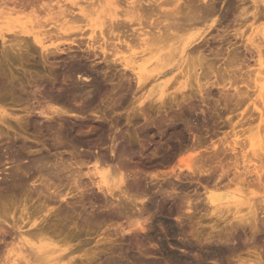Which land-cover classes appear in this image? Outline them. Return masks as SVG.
Instances as JSON below:
<instances>
[{
	"label": "rangeland",
	"instance_id": "1",
	"mask_svg": "<svg viewBox=\"0 0 264 264\" xmlns=\"http://www.w3.org/2000/svg\"><path fill=\"white\" fill-rule=\"evenodd\" d=\"M10 1L12 0H0L1 13L5 10V14L9 8L15 7ZM46 1L38 2V15H44L42 19L48 18V10L46 11L47 7L44 6L51 0L47 1L48 3ZM87 1L88 4H96L103 0ZM87 1L82 2V5H86ZM125 1L117 0L120 6H115L119 17L123 18L120 20H125L122 23L126 30L123 27L116 30L117 33L120 32L118 35L105 31L110 35L109 38L107 35L106 39L116 41L113 43L109 40V43L117 44L123 52L118 55L122 59L119 62L113 61L115 58L111 53L114 49H111L110 44L108 47L112 52L108 49L106 56L101 51H96L100 56H92L93 54L87 51L89 28H85L89 33L85 31L84 35L77 33L69 38L57 40V45L62 46V51L48 57V52L35 46L32 36L16 35L20 32L21 24L27 22L28 17H34L29 15L31 8H27L25 13L14 14L11 21L6 19L11 22L7 26L6 23H0L4 29L12 28V31L5 32L7 41H25L22 45L24 49L21 52L16 49L15 55H11L10 42L3 46L2 40L0 41V101L3 100L9 113L15 114L9 118L12 128L0 123V215L13 222L14 219L19 220L25 206L30 207V211L39 209L44 198L34 195L32 189L41 188L46 191L48 184L60 195L75 190L69 198L67 197L69 203L65 202L67 209L76 210L72 222L61 223L55 216L50 220V231L54 235L71 240V245H75L74 249L78 247L76 249L79 254L76 255L75 264H264V0H200L201 4L208 2L209 6L215 7L211 15L204 17L207 23L197 25L201 30L198 34L201 33L202 36L190 50L188 49V56L192 57L193 46H198L199 51H202L201 61H195L194 64L187 56V59L176 63L169 76L156 81L153 78L157 73L149 75L146 82L144 80L145 86L141 88L135 74L124 66L123 58L131 55L129 48L118 43L120 40L130 39L127 34L135 32L139 35L140 32L136 30L141 28L137 21V24L134 21L129 22L125 17L129 10L128 5L137 0ZM144 1L148 3L143 4ZM144 1L143 8L147 9L151 5L150 0ZM177 1L183 7L192 0ZM56 2L58 5V2L64 3V0H53L50 3L57 6ZM172 3L168 4V9L173 8L175 3ZM65 4L68 3L65 1ZM41 6L43 8H40ZM107 7L99 13L102 15L100 17L109 15L111 10H105ZM1 13L0 16H3ZM7 14L4 17H7ZM143 16L145 27H150L153 19L158 18L151 19L146 13H143ZM93 20L97 37L101 38L100 29L96 26L100 25L102 19L95 15ZM134 23V27H125ZM79 24L83 26L88 22L82 19ZM49 25L52 26L47 24L46 30L56 35L53 24ZM195 29L198 30V27ZM145 30L159 34V31L153 28ZM11 32L12 34H9ZM154 33L145 37L150 38L148 41L154 45L153 48L159 46V39L152 37ZM178 33L179 35H176V31H169L168 35L165 34L164 38H168L167 44L174 42L172 35L181 36L180 33L183 32ZM185 33L188 32H184L182 36ZM72 40L75 43L71 45ZM55 41L56 38L53 39V42ZM63 41L65 45L61 43ZM25 43L28 46H25ZM3 49L9 52L11 60L10 56L2 60L5 58L2 55ZM73 65L76 68L79 66L80 72L77 70L71 73L69 70ZM83 74L87 78L82 77ZM183 75L186 78L182 79ZM186 79L188 87L179 89ZM164 81L167 83V96H163V101L161 94L156 93L160 90L155 88ZM74 85L82 88L81 96L67 98L65 109L70 113L64 114L63 117L69 124H82V130L76 132V138L69 136L71 139L46 133L45 128L49 122L56 126L55 130L65 122H55L56 119H47L38 114V111L44 110L48 105L47 94L52 91L54 94L67 95ZM31 110L34 111L33 114L37 110L38 113L28 117ZM31 118L35 119L34 125L37 122V127H32L33 129L27 122ZM16 119L26 122L22 123L26 131L17 124ZM41 127L44 129L40 130L43 134L39 131ZM73 139L83 140L82 144H78L76 140L74 143ZM84 141L86 143H83ZM236 144L235 152L229 146ZM124 148L126 156H119ZM18 153L22 154V158L16 160L13 155ZM73 153L81 159L78 163H85L82 169L73 165ZM87 155L100 161L107 157L111 160L112 167L126 164L123 173L127 183L134 185L139 190L138 193H145L143 200L141 197L136 200L138 208L133 209L131 206L132 209L130 207L131 211L128 213L134 214L131 218L133 221L143 222L147 219L144 224L146 230H136V227L131 229L129 223L132 220H128L127 215L104 216L101 218L102 222L99 217H93L100 213L106 214L107 210L101 208L99 203L94 204L96 201L92 194L98 191L93 190L94 186H90L93 184L89 177H83L84 182H80V169L82 173H86L96 166L95 159L90 160ZM85 156L87 159L83 158ZM228 156L230 158L226 160ZM36 157L48 158L49 164H52L47 170L44 169L43 177L40 178L37 174L35 179H32L25 168L29 159ZM257 167L260 170L257 171ZM224 171L228 173L224 174ZM22 184L29 193L32 192V196L19 188ZM76 184L81 187V191L87 192L76 191ZM6 187L9 189L5 190ZM213 193L223 196V200L217 203L220 204L218 211L210 200ZM151 201L154 203L152 210L146 215H140L142 202L144 205ZM250 202L254 205L253 209L248 208ZM51 207H58V204L53 203ZM164 207L166 212L162 211ZM249 211H254L251 213L254 217L248 215ZM171 229L175 231L174 236L169 235ZM0 260V264H3L2 258Z\"/></svg>",
	"mask_w": 264,
	"mask_h": 264
},
{
	"label": "bare ground",
	"instance_id": "2",
	"mask_svg": "<svg viewBox=\"0 0 264 264\" xmlns=\"http://www.w3.org/2000/svg\"><path fill=\"white\" fill-rule=\"evenodd\" d=\"M39 1H40V3L41 2L43 3L46 0H39ZM39 1H36V0L35 1L34 0L33 1L32 0L31 1L30 0H23V1L22 0L21 1H19V0H12V1H10V2H13L12 4H14L15 7L12 6L14 8L11 7L12 8L11 11L9 10L11 8L8 9L7 7H5V8L8 9V11L5 13V14L8 13L7 14V17H4L5 10L3 8H1V9L4 10V12L3 13L0 12L1 14H3V16L2 15L0 16L1 17L0 19H2V17L4 19H2L3 22L0 21V23L2 25H5V23H6V26H7L8 23H11V22H8V21H11V18H12V16H14V14L16 15L19 12L20 13H25V11H26L27 8H31V11L29 10L30 11V14L29 15L32 14V15H34V17L32 15L31 16L33 18L30 17V19H29V17H28V21L21 24V26H20L21 27L20 32L18 34H16V35L18 36L19 34H23V35H27V36H30V37L32 36L33 39H34L33 42L35 43V46L38 47V48H40L42 51L48 52L49 53L48 57L54 56V55L57 54L56 52H61L62 51V49H61L62 46L57 45V42H58L57 40H59V39L61 40V39H64L66 37L69 38V36L71 37L72 35L77 34V33H79V35H81V34L84 35V32L86 31L85 28L86 29L89 28L90 29L89 30L90 34H89V39H88L89 40V43H88V50L87 51L90 54H93L92 56H98L99 55V54L96 53V51H101V53L106 56L109 53V50L111 51V49H114V52L111 53L112 56L115 58L113 61H115V62L122 61V59H120V57H118V55L121 54V52H122L121 49H120V47H118L117 44H113L116 41H113L110 38L109 40H111V42L113 41V43L110 44L109 43V40L106 39V37H107L108 34L114 35L115 33H117L116 30H120L122 27L124 28L123 23H122V21H123L122 19L123 18L121 16L119 17V13H118L117 7L115 6L116 4L119 3V2L117 3V0H115V1L114 0H103L101 2L99 1L100 3H98V2L96 3V4H98L97 6H96V4L94 2H93V4H90L89 3L90 4L89 5L87 0H85V1H87V3H85L87 6L86 5H82V2H85L84 0H64V3L58 2V5H57V2H56L55 5H57L58 7L51 5L50 2H53V0H51V1L47 0V1H49V3L46 1L48 4H47V6H44V8L47 7L46 11L48 10L47 15H46V17H48L47 19H44V18L42 19V17H44L43 13H42V15H43L42 17H40V15H38L39 14L38 12H40V9L38 8V5H39L38 2ZM65 1L69 5L68 4H65ZM143 1L144 0H137L136 2H131L128 5L129 6V10L127 9L128 11L125 14V17H127L128 20H130L129 22H131V21L136 22L137 21L138 24H137V22H136V24L141 26L140 30H136L137 28L135 29L136 31L140 32L139 35H136L135 32H133L131 35L125 33V34H127V36H129V38H130V39H128L129 41L128 40L127 41L126 40L125 41H122V40L118 41V43L123 44V45L125 44L127 46V48H129L128 50H129V52H130L131 55L129 57H124L123 58L124 66L126 68H128L129 70H131L135 74V76L137 78V81H138V84H139L138 85L139 88H141L142 86H145L144 83L146 82V79H148L149 75H153L154 73H157L155 75V77L153 78V80L155 79L156 81H158L160 78L169 76L172 73L173 69L175 68L176 63L179 60H181V59H187L188 54H190L188 52L190 50L189 48L194 43H196V41L199 40L201 38V36H202L201 33L198 34V32L201 31V30H199V26H197V25L198 24L199 25L200 24H202V25L206 24L207 23L206 22L207 19H204V17L205 16L207 17L208 15H211L214 12V8H215V7L214 8L211 7L212 5L209 6L208 2L207 3L205 2L204 4H201L200 0H198V1L195 0V1H197L196 3H195V1L193 2V0L192 1L189 0L190 2L187 5L183 6V7L180 5L181 3L179 4V2L177 0L176 1H171V0L170 1L169 0H167V1L166 0H150L149 1V4H151V5L149 6V4H147L149 7H147V9H144L143 8V4L148 3V2H145V1L143 2ZM151 1H153V3H150ZM204 1H206V0H204ZM204 1H202V2H204ZM7 2H6V4H7ZM142 2H143V4H142ZM171 2H173L172 5L174 3L175 4L173 5V8L168 9L169 7L167 8V6H169L168 4H171ZM120 4H121V2H120ZM147 5H145V6H147ZM106 6H108V7L105 8V10L106 9L108 10V8H109V11L111 10L110 11L111 14L108 11L109 15L108 16L106 15V17L108 19L104 15H103V17H100L102 15L99 14V13H101L104 10V7H106ZM110 6H111V8H110ZM1 7H2V5H1ZM40 8H43V7L41 6ZM76 9H77V11H76ZM123 11L124 10H122V12ZM106 12L107 11H105V14H106ZM143 13H146V16L148 15L149 17H151V19H152V17H155V18L158 17L157 20L153 19L154 21H157V23L155 22L156 23L155 24L154 21H153V24H154L153 27L151 26L153 24H150V23H149L150 24V27H145L144 21H143L145 17L143 16ZM95 15H99V19L100 18L102 19L100 25L96 26V28L99 27V29H100L99 36H101V38H98L97 37L98 36L97 35V30L94 28V26H93L94 24H92L94 22L93 17ZM81 18L83 19V21H86L87 20L88 24L81 26L79 24L80 23V20L82 21ZM120 18H122V19L120 20ZM209 20H211V19H209ZM12 21H13V19H12ZM129 22L126 21L127 24ZM148 22H150V21H148ZM148 22L146 21V23H148ZM47 24H48V26H52V25H49V24H53L54 31L56 30V32H54V33H57L56 35H53V32H51L49 30H46L47 29L46 28ZM134 25H135V23L132 24V25L131 24L130 25H126L125 27H127V26H129V27L133 26L134 27ZM195 27L196 28L198 27V30L195 29ZM146 28L156 29V30L159 31L158 32L159 34L157 33L158 35H156V33H154V32H151V31L148 32L146 30L144 31V29H146ZM5 29L2 26H0V41L2 40L3 43L2 42L1 43L3 44V46L10 42L9 46L11 48H9V49H11L14 52V53H12V51H10L11 52V55L12 54L15 55V53H16L17 50H18V52H21L24 49L22 45H23V43L25 41L24 40H18V39H14V40L7 41V39H6L7 36L5 35V32L12 31V28L11 27H8L6 29V31H5ZM124 29L126 30V28H124ZM15 31H13V32H15ZM105 31L108 32V34L105 33ZM169 31H176V35H179V33L177 34V32H183V33L184 32H188V33H185L184 36H182L183 33H180L181 36H176V35L173 36L171 34L172 35V39L174 40V42L172 43L171 42L172 39H171V40H169L171 42V44L170 43L167 44L168 38H164V36H165V34L168 35L169 34ZM89 32H87V33H89ZM153 33H154V36H152V37L153 38L154 37H157L159 39V42H158L159 46L156 45L157 47L155 46V48H153L154 45L152 46V43L150 41H148V40H150V38L149 39H145V37L147 35H151ZM9 34H12V32L9 33ZM13 34H15V33H13ZM118 34H120V32L117 33L116 35H118ZM109 36L110 35H108L107 38H109ZM119 36H121V35H119ZM15 38H16V36H15ZM54 38H56V41L55 42H53V39ZM153 38H152V40H155ZM165 40H167L166 43H165ZM26 43H25V46H28V45H26ZM48 43H49V45H48ZM61 43L63 44L64 41L61 42ZM74 43H75V41L72 40L70 44L72 45ZM108 44L111 45V49L108 47L109 46ZM63 45H65V44H63ZM51 47H55V49H53V48L51 49ZM136 48L140 49L141 51L139 52ZM199 50H200V48L198 49V46H195V47L193 46V50H192V55L193 56L192 57H189L188 56L189 57L188 59H190L194 64H195V61H197V62L198 61H201L200 60L201 59L200 57L202 55H200V54L202 53V51L200 52ZM25 51H27V49ZM123 51L125 52V50H123ZM8 53L9 52H6L5 50L3 51L2 55L5 58L2 59V60H5V59H7V57L10 56V54H8ZM16 55L18 56V54H16ZM195 55H197V56L195 57ZM17 56H15V59H17ZM48 57H46V58H48ZM10 58H11V56L9 57V59ZM48 60H49V58H48ZM0 63H2V61ZM77 67L79 68V66H77ZM78 68H76L73 65L72 66V69L69 70V71L71 73L73 71L77 72V70H79ZM79 72H80V70H79ZM187 73H188V70H187ZM226 73H228V70H227ZM184 74L186 75V72ZM4 75H5V73H4ZM186 76H184L183 78L181 77V78L184 79V78H186ZM82 77L87 78V76H85L84 74L82 75ZM144 80H145V82H144ZM165 81L162 82V83H159L158 82L159 84L155 88V89L158 88L157 90H160L159 92H156V93L157 94L159 93V95L161 94L160 97H162V98H163V96H164V98L167 96V95H165V94H167V92H166L167 89L165 90V86L167 85V83ZM187 81H188L187 79L184 80L181 83L179 89H186L188 87L187 85H189V83ZM4 82H5V80H4ZM76 85H74L72 87L71 91H69L67 95H64V94H54L51 91L49 94H47L48 97L46 96L48 98V100L46 101V103L48 104L47 107L44 110L42 109V111H38L37 110L39 113L36 111L39 115L41 114L40 116L44 115L47 119L48 118H53L54 120L56 119L55 122H58L57 120H61L63 122L65 121L63 123V125H61L59 128L57 127L56 130H55L56 126L53 123L50 124V122H49V125L46 126V128H45L46 129L45 130L46 133L52 134V135L54 134V136H66L67 138H70L71 136H74V137L77 136L76 132L78 130H80V129L82 130V127H83L82 124L76 123V122L69 124V121L67 123L66 119H64L65 117H63L64 114L70 113L68 110H66L67 108L65 107V105L67 104V98H71V97H73V98L76 97L77 98V96H79L80 93H81V89L82 88H80V86L75 87ZM8 89L6 88V90H8ZM152 90L153 89H151V91ZM236 91H238V90H236ZM154 95H156V94H154ZM157 96L158 95H156L155 97H157ZM164 98H163V101H164ZM4 106L5 105H4L3 100L0 101V123H2L4 125L12 128L10 126L11 119H9V118H12V116H14L15 114L12 115L11 113H9L8 110ZM33 112H34L33 110H31L30 112H28V115L30 113V115L28 117H31L32 115L35 116V113L36 112L34 114H33ZM22 119H16V121L18 122L17 124H19V126L22 129H24V126H22L23 125L22 123L24 122V120L22 121ZM53 119H50V120L52 121ZM33 120H35V119L34 118L33 119L31 118V119H29L27 121L28 124H29V126H30V128L37 127V126H35L37 122L34 125V122L35 121H33ZM54 120L52 122H54ZM25 123L26 122H24V124ZM42 127H41V129L39 128V131L40 130H44V129H42ZM24 130L26 131V129H24ZM42 132H41V134H43ZM74 140H76L77 143L80 144V145L82 144V141H83L81 139L80 140L79 139H73V142H74ZM83 143H86V142L84 141ZM58 144H59V142H58ZM61 144H62V142L59 145H61ZM76 146H77V144H76ZM236 146H237V144L234 145V146H229V147H231V149H233V151L236 152L237 151V147ZM262 148H264V147H262ZM121 151L122 152L120 153L119 156H126V149L124 148ZM223 153H224V151H223ZM223 153H222V155H223ZM235 154H237V153H235ZM259 154L261 155V153H259ZM258 155H257V157L260 156V155L259 156ZM87 156H85L83 158H85V159L89 158L90 160L95 159V165L96 166L93 169H90L86 173H82V171H81L82 166H84L85 163L84 164H83V162H81L82 164L81 163H78V162H80L78 160H81V159H78L79 157L77 158V155L74 156V153L72 155V162H73V165L81 168L80 171H79V175H80V178L82 180V181L80 180L81 184H82V182H84L83 179H82L83 177H89V179L91 180V184H93V185H90V184L89 185L92 186V188L94 186L95 189H93V190H97L98 191V192L94 191V193L92 194V197H94V200L96 201L94 204L96 205L97 203H99L101 205L100 206L101 208H104V209L107 210L106 211V214L105 213H100V214L94 215L93 217L96 216L97 219L99 217L100 218V221H101V218L102 217L108 216V215L110 217H113V216H121L122 217L124 215L125 216L127 215L126 218H128V220H130L132 218V216L134 215V214H129L128 213V211H131L130 210V207L132 206L133 209L138 208L137 207L138 206L137 205L138 203H136V200L137 199H140V197H141V199L144 198L143 196H145V193H143V194L141 192L138 193L139 190L136 189L134 185L132 186V184H130V182L127 183V179H126V177H125V175L123 173L124 166L126 164L125 163H122L118 167H115L114 166L115 167V169H114V167H112L111 160L108 159L107 157H105L104 159L102 158V161H100L99 159L96 160V158H93L92 156H88V157ZM262 156H264V155H262ZM13 157H14V159L17 160V159L22 158V154L21 153L14 154ZM80 158H81V156H80ZM229 158L230 157L228 156V159H226V160H229ZM262 158H264V157H262ZM262 160L264 161V159H262ZM83 161L85 162V160H83ZM89 162H92V161H89ZM28 163H29L27 165L28 168L26 166L25 170H27V172L30 174V176H31L32 179L35 177V175L37 176V174L39 175L40 178L43 177L45 175L44 174V169H46L49 165L52 164V163L49 164L50 163V160L48 158L44 159V157H41V158H37L36 157V158L29 159V162ZM221 164H222V161H221ZM221 169H223V168H221ZM57 170H58V173H60L59 169H57ZM225 170H226V167H225ZM258 170H260V169L257 167V171ZM31 171H33L32 174H31ZM66 171H67V169H66ZM259 172H261V171H259ZM74 173H76V172L74 171ZM74 173H72V174H74ZM225 173H226V171H224V174ZM56 175H58V174H56ZM79 175H78V177H79ZM256 175H254V176H256ZM48 177H49V175H48ZM56 182H58V181H56ZM75 183H73V184H75ZM77 183L80 184L79 182H77ZM23 184L19 188L22 189V190H26V187ZM78 184H76L77 187L76 186H74V187H76L75 189H78L76 191H81V187ZM44 185H45V183H44ZM86 187H87V189L91 190L90 187H88V186H86ZM13 188L15 189L16 188V185ZM19 188H17V190ZM43 188H44V186H43ZM4 189L6 190L7 187L4 188ZM8 189H9V187H8ZM30 189H31V187H30ZM40 189L41 188H39L37 190L35 189L36 191L34 189H32V192H33L34 195H37V197H39V198H44V199H42L44 201L42 203H40V208L39 209L36 208L35 210L30 211L31 208L25 206L24 209H23V211H22V215L19 218V220L16 221L14 219L13 222L8 221L7 218L6 219L3 218L1 216L2 214L0 215V244L2 243L1 244V247H0L1 248L0 257L2 258V262H4L3 264H9V263H11V264H75L76 263L75 262L76 261L75 259L77 257L76 255L79 254L78 253L79 250L76 249L78 247H75V249H74L73 247L75 245H71V242H70L71 240L69 241L65 237L64 238H60L61 237L60 235H57L56 236V235L53 234L52 231H50L51 230L50 229L51 228L50 225L52 223V222L50 223V220H53V219H51L53 216H55L56 217V220H58L59 222L66 223V224L69 221L72 222V220L74 219L73 217H74V213H75L76 210L74 209L72 211V209L71 210L67 209L66 206H65V202L68 201L67 199L71 196L70 194L73 193L75 190H73V192H71V190H70V191H68L67 194H61L60 195V193L57 192L56 189H53L52 186H49L48 184H47V188H45V189H47L46 191L43 190V189H41V190ZM82 190H84V189H82ZM137 190H138V192H137ZM18 191H16V192H18ZM26 191L28 192L27 194H29V195L32 193V192L29 193L28 189ZM85 191L87 192V190H85ZM82 192H84V191H81V193ZM86 192H84V193H86ZM31 196H32V194H31ZM88 196H89V194H88ZM221 196L219 194H214V193L210 196L211 197L210 200L212 201V204H214L213 206L215 207L214 209L217 210V211L220 208V206H219L220 204L217 205V203H220V200H223L222 199L223 196L222 197ZM42 200H40V201H42ZM53 203L54 204L56 203V205L58 204V207H51ZM67 203H69V201ZM89 203H92V202H89ZM95 205L93 207H95ZM142 206L143 207H142V211H141V214L140 215H146V214H148L152 210V208L154 207V203H153V201H151L149 203H144V205H143V202H142ZM132 207H131V209H132ZM29 208H30V210H29ZM248 208L249 209H253L254 208V205L251 203L248 206ZM248 208H246V209H248ZM0 210H1V208H0ZM162 211L163 212H166L165 207L162 209ZM99 212H101V211L99 210ZM54 213H56V214H54ZM251 213H254V211L248 213V215L251 214ZM128 214H129V216H128ZM246 214H247V212H246ZM6 215L9 216L8 214H6ZM246 216L247 215H245V217ZM252 216L254 217V214ZM142 217H144V216H142ZM83 218H85V217H83ZM144 218H142V219H144ZM88 219H90V217ZM135 219H137V218H135ZM244 219L245 218H243V220ZM12 220H13V218H12ZM146 220H144L143 222H140L139 220H134V221L132 220L130 223L128 221V223H129V226H130L131 229L133 227L134 228L136 227L135 228L136 230L137 229L138 230L140 229V230L144 231V230H146L145 229V225H144L147 222ZM148 222H149V220H148ZM173 229H171L169 231L170 232L169 235H172V236L175 235V231ZM122 232L125 233V230H123Z\"/></svg>",
	"mask_w": 264,
	"mask_h": 264
}]
</instances>
